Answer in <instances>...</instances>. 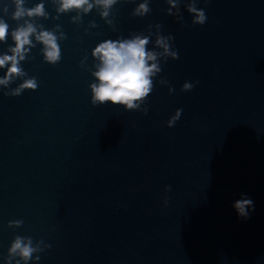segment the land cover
<instances>
[{
    "label": "clouds",
    "instance_id": "1",
    "mask_svg": "<svg viewBox=\"0 0 264 264\" xmlns=\"http://www.w3.org/2000/svg\"><path fill=\"white\" fill-rule=\"evenodd\" d=\"M52 2L58 7L57 13H69L76 12L73 16V21H76L80 17V13H89L94 7H100L102 17L109 15V10L115 5L118 0H52ZM171 7L167 10L169 15L172 14V8H178V0H168ZM15 9L11 18L15 21L23 20L22 24H18L16 28L10 31V25L0 17V43L7 42L9 35L14 46H9L8 52L11 54L0 55V69L6 68V72L0 77V85L7 87L14 78L25 76L26 73L20 66L21 61L26 59V54L31 51L36 45L33 43L32 37L42 44V54L46 62L51 65H56L61 60V49L58 44L57 35L51 31L43 29V25H40L42 30L38 31L37 25L28 18L44 17L47 18L48 13L45 10V4L43 0L36 3L32 7L25 6V0H12ZM207 3V0H205ZM151 11L148 0L140 3L133 11V16H144ZM187 11L190 14H194L192 20L193 25H204L207 16L203 9L197 8L195 0L187 6ZM4 12L7 13L5 7ZM181 23H183V16L179 17ZM95 26V22H92ZM59 28V25L57 26ZM59 39H67V37L61 32ZM149 37L136 35L132 38H122L117 40L107 39L97 46L92 51V56L99 61L96 65L97 70L93 73L98 83H93L91 87V103L93 106L111 104L122 105L124 110L139 109L140 103H145L150 93L153 91V77L158 72H161V68L156 63L157 52L149 50L146 46L149 44ZM172 35L168 37L159 36L156 40V44L165 49L167 55H171L174 60L178 59V53L169 52V46L167 40H173ZM152 62L151 64L149 62ZM167 61V60H166ZM161 84H167L165 79L159 81ZM197 80L195 84H198ZM194 83L184 82L181 89L182 92L191 91ZM38 87L37 79L32 77L24 80L19 84L11 93H4L5 96L12 95L18 97L25 89L36 90ZM173 92L172 88H169V93ZM139 102V103H138ZM182 109H177L175 114L167 121L169 128L174 127L176 122L180 119ZM148 109L144 108L143 113L147 114ZM171 188L166 187V191H170ZM165 204H167V198H165ZM234 209L241 218L249 217V210H254V202L246 198L244 194L241 198L234 202ZM23 221H10L9 226H20ZM39 251L38 248L32 246V239L30 237H22L17 235L10 244L8 249V256L6 257V264H11V261L15 257L20 259L16 260V264H21V260L24 264H28L33 259V253ZM36 259H39L36 257Z\"/></svg>",
    "mask_w": 264,
    "mask_h": 264
}]
</instances>
